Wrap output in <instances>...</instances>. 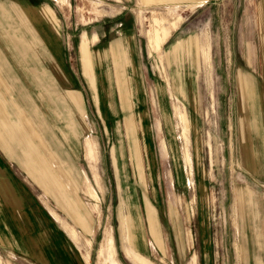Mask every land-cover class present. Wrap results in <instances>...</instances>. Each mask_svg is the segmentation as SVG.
<instances>
[{
    "label": "rangeland",
    "instance_id": "obj_1",
    "mask_svg": "<svg viewBox=\"0 0 264 264\" xmlns=\"http://www.w3.org/2000/svg\"><path fill=\"white\" fill-rule=\"evenodd\" d=\"M43 2L50 4L58 19L54 37L60 44L63 63L74 79L72 83L75 82V87L84 95L88 126H82L84 131L80 135L74 132V139L65 142L60 138L62 130L66 131L62 115L61 124L56 123L57 119L40 106L37 92L24 91L25 86L16 71L15 77L7 75L4 79L11 81L10 87L23 89L17 92L26 95V102L48 127L50 144L59 152L70 154L63 155L62 160L72 168L70 173L78 185L73 196L84 211H89V206L91 210L85 229L76 224L69 214V206H63L60 201L64 196L50 193L56 190L50 186L49 192L45 189V183L49 182L42 177L44 171L39 169L42 175L37 174V156L32 157L35 168L30 170L23 164L22 143L0 138V264H190L193 255L196 264H236L233 197L239 195L241 188L247 191L244 196H258L253 199L257 215L264 201V181L247 177L237 157L229 155V147L233 150L234 143H230L224 109L221 110L218 98L221 83L218 52L224 66L229 60V55L223 53L224 42L231 36V45H236L241 27L244 36L250 34L248 39L256 41L251 29L259 25L257 6L264 0H205L198 6L193 0ZM176 6L195 8L182 12L176 11ZM177 15L184 18L165 41L176 25ZM200 33L203 37L200 46H204L203 41L207 45V37L209 40L211 69L201 58L193 65L187 57L169 64L166 56L160 55L161 48L166 52L179 40ZM114 38L121 40L122 78L124 88L127 89L126 83L128 85L131 111L137 123L140 165L128 154L111 59H107V68L99 59L94 66L102 98L99 109L84 81V70L94 77L88 44L97 57V51L99 54L105 51L99 49L100 43ZM148 39L154 43L150 45L151 50ZM6 65L8 68V60ZM82 65L85 66L83 71ZM105 69L109 71L108 80L104 76ZM169 87L185 104L196 186L190 183L187 171L182 170V147L172 114ZM18 126L24 125L14 123L13 132H19ZM0 129L4 131L3 126ZM89 134L95 142L90 137L85 138ZM208 134L213 158L205 143ZM115 148L117 157L123 155L118 169L112 160ZM85 174L91 194L83 191ZM1 184L8 186L7 193ZM147 199L155 208L159 243L155 244L156 253L145 257L132 249V200L140 228L146 235L143 202ZM51 209L61 218L53 216ZM66 221L77 229L79 236L90 240L87 261L80 243L76 244L71 238L75 237L74 230L67 228V233L63 228L67 226ZM246 224L254 226L253 219L247 217ZM250 230L254 228H248L247 236L240 239L246 248L245 256L252 263V259H264V248L260 250L264 236L251 237ZM147 236L150 235L144 238L148 239ZM262 244L264 247V240Z\"/></svg>",
    "mask_w": 264,
    "mask_h": 264
},
{
    "label": "crops",
    "instance_id": "obj_2",
    "mask_svg": "<svg viewBox=\"0 0 264 264\" xmlns=\"http://www.w3.org/2000/svg\"><path fill=\"white\" fill-rule=\"evenodd\" d=\"M203 1L205 0H193L192 3H196L195 6H198ZM195 6H176L175 10L183 12L192 10ZM257 7L259 12V25L251 29L252 37H255L256 41L253 42L248 39L250 38V34H248V37L247 34L244 36V29L241 27L237 36L236 45H231V36H229V41L224 42L225 50H223V53L229 55L228 63L225 60L226 63L224 66L221 65V56L218 52V68L220 69L221 80L218 88V98L221 110L224 109L226 119L224 123L226 124L230 143H234L233 150L229 147V155L237 157L239 166L243 169L247 177L253 180L259 179L264 181V2L259 3ZM170 11V15H172L173 9ZM177 16L176 25L165 41L184 18L183 15ZM57 21L58 19H55V14L50 4L43 2V0H0V55H3V57H0V126H3L5 131L0 129V138L4 141H8L7 139L11 141L19 140L22 143V152L24 155L23 164L30 170L34 167L33 162H31L32 157L35 158L37 156L36 163L39 165V168L37 167V174L38 176L44 174L42 177L49 182V184L45 183L47 185H44L45 189L49 192L51 188L48 186H50L56 189L54 191L51 190L50 193L56 196H64L60 200L62 205L65 207L69 206V214L72 216L74 222L85 229L88 221L87 215L89 216L91 208L89 206V211H84L76 196H73L78 185L76 184L75 176L73 177L70 173L72 168L68 164L63 163L62 160L63 155L69 153L59 152L56 147L50 144L48 127H46V124L34 108L26 102V95L17 92L18 90L23 91V89L26 92H37V98L41 104L39 105L45 108L47 113L53 116L54 119H57L55 121L56 123L62 120L60 114L62 115L64 118L63 125L67 132L62 130L63 134L60 138L65 142L74 139V132L80 135L84 131V127L82 126H85V124L88 126V109L85 104L84 95L75 87L76 83H72L74 79H71L70 73L63 63L60 44L54 37L55 31L57 32ZM200 36L201 33L179 40L166 52L161 48L160 55L164 54L166 56V62L169 64L179 63L182 58L184 60L187 57L189 63L193 65V63L200 62L201 58L202 63L208 69H211L209 40L207 37V45L206 41H203L202 45L204 46H200V40L203 39ZM80 44L82 46V39ZM100 44L99 49L105 51L100 53L101 55L97 51V57L93 56L88 44V54L90 56L91 70L94 77L84 70L83 74H85L84 81L87 85L86 88L92 92V100L95 99L94 104L99 109L102 98L98 91V82L94 66L96 59H99L101 64H104V67L106 66L107 68V59L109 57L113 65L115 90L118 94V106L122 115V127L127 142L128 154L140 165V144L136 134L137 123L131 111L132 105L129 88L127 83V89L124 88L122 78L124 72L122 69L123 52L120 49L121 40L114 38L107 40L106 43L101 42ZM151 44L154 43L148 39L150 50ZM7 60L8 68L6 65ZM83 69H85V66L82 65V71ZM14 71L20 75L21 83L25 86L23 89L10 87L9 83L11 81L9 80L7 82V79H4V76L7 75H13L15 77ZM108 74L109 71L105 69L104 76L107 80ZM55 92L57 95L53 96ZM169 94L173 99L172 114L176 122L182 147V150H180L182 154V158L180 159L183 162L182 170L187 171L190 177V183L192 181L195 185L196 180L193 174L195 173L193 147L188 136L187 125L189 124L183 106L184 103L173 93L171 87H169ZM90 105L93 104L90 103ZM14 114L17 116H14ZM166 118L168 119V117ZM207 118L210 122L209 111L207 112ZM14 123L23 124L24 126H18L19 132H13L12 125ZM87 137H90V134L85 138ZM205 143L209 150V156L213 158L210 134L207 135ZM163 150L166 153L165 148ZM69 152H72L71 148H69ZM116 152L115 148L112 151V160L118 169V162L123 155L119 154L120 156L117 157ZM72 154L74 155L73 152ZM211 161L213 160L211 159ZM174 164L175 168L178 169L177 161ZM39 169L44 172L41 174ZM85 181L87 183L82 184L83 191L90 193L87 175L85 176ZM1 185L7 193L8 186L6 184ZM246 189L248 190V188ZM246 193L247 191L245 192L241 188L239 195H234L233 197L232 214L234 218L232 222L237 234V240L235 241L236 250L234 249L236 264H264V259L257 261L252 259V263H250L248 256L247 258L245 256L246 248L244 247L243 240L240 239L242 236H247L246 230L248 228H254L253 231H249L251 237L254 235L264 236V201L261 202L260 212L256 215L255 210L257 205H255L253 199H257L258 196L250 194L247 197L244 196ZM194 196L195 194L192 195L193 199ZM121 200L122 204L123 196ZM143 203L146 219V235H150V238L148 236V239L144 238L146 235L140 228L137 210L132 200V249L134 252L145 256L152 255L154 252L156 253L155 244L159 243V228L154 216L155 208L151 204V201L147 199ZM248 205H250L249 208ZM52 212V215L57 219L61 218L54 210ZM247 217L253 219L254 226L246 224ZM118 219L120 220V217ZM67 223V226L62 225L63 228L66 229L67 233V228L74 230L75 237L71 238L76 244L80 243L79 248L85 251L84 257L87 261L90 240L79 236L77 229L72 224ZM119 230L121 233L120 224ZM107 233L111 235L109 230H107ZM254 240L252 238L251 242ZM263 240L261 241V251L264 248L262 244ZM111 251L114 252V249ZM240 257H242V260ZM190 264H196L195 255L192 256Z\"/></svg>",
    "mask_w": 264,
    "mask_h": 264
}]
</instances>
